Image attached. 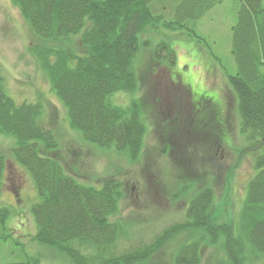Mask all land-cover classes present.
Masks as SVG:
<instances>
[{
  "label": "trees",
  "instance_id": "16d2710c",
  "mask_svg": "<svg viewBox=\"0 0 264 264\" xmlns=\"http://www.w3.org/2000/svg\"><path fill=\"white\" fill-rule=\"evenodd\" d=\"M222 1L12 0L38 41L29 51L63 105L70 128L84 142L113 149L132 161L142 151L146 131L140 108L133 99L121 108L112 98L117 93L132 95L137 88L134 61L148 46L141 35L160 26L199 38L197 22ZM76 37L80 51L71 42ZM230 53L236 73L227 81L236 97L241 132L254 152V175L237 219L217 223L213 192L204 188L189 199L182 221L136 248H118L124 233L113 218L120 185L106 179L94 188L68 175L51 155L58 148L54 134L38 124L42 105L15 103L0 73V134L14 139L13 159L29 172L37 192L31 206L34 240L57 250L71 264H152L179 236L187 242L172 264H199L202 248L218 242L229 264H253L264 257V0H239ZM151 56L158 64L175 63L165 41ZM3 171L0 156V194ZM7 216L8 210L0 208L3 230ZM0 264H37V259Z\"/></svg>",
  "mask_w": 264,
  "mask_h": 264
},
{
  "label": "rangeland",
  "instance_id": "374dc122",
  "mask_svg": "<svg viewBox=\"0 0 264 264\" xmlns=\"http://www.w3.org/2000/svg\"><path fill=\"white\" fill-rule=\"evenodd\" d=\"M238 6L239 0H223L209 11L196 24L199 38L160 26L141 35L148 46L139 50L134 61L137 88L132 95L117 93L112 98L121 108L131 99L140 108L146 131L142 151L132 161L113 149L84 142L70 128L63 105L29 51L38 42L36 37L12 0H0V73L6 92L17 104L42 105L38 124L54 134L58 148L51 155L68 175L94 188L106 179L120 185L113 218L124 233L118 248L148 243L182 221L189 199L204 188L213 192L217 223L237 219L254 175V152L241 132L236 97L227 81L236 73L230 43ZM160 41L175 54L171 67L152 59ZM71 42L81 50L77 37ZM14 145L12 137L0 134L4 159L0 208L8 210L7 232L0 222V263L31 257L37 264H71L57 250L34 240L31 206L37 202V192L29 172L13 159ZM180 187L185 190L177 192ZM186 242L182 236L175 238L152 264H172ZM199 264H229L222 244L203 247ZM253 264H264V257Z\"/></svg>",
  "mask_w": 264,
  "mask_h": 264
}]
</instances>
